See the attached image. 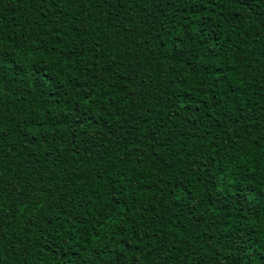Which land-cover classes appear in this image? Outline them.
Here are the masks:
<instances>
[{
	"label": "trees",
	"instance_id": "obj_1",
	"mask_svg": "<svg viewBox=\"0 0 264 264\" xmlns=\"http://www.w3.org/2000/svg\"><path fill=\"white\" fill-rule=\"evenodd\" d=\"M0 264H264V0H0Z\"/></svg>",
	"mask_w": 264,
	"mask_h": 264
}]
</instances>
